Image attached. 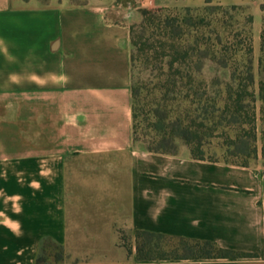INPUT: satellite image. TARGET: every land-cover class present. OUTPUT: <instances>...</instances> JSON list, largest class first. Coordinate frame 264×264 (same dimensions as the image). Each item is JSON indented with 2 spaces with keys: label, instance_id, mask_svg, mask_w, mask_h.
<instances>
[{
  "label": "crops",
  "instance_id": "0c3cea01",
  "mask_svg": "<svg viewBox=\"0 0 264 264\" xmlns=\"http://www.w3.org/2000/svg\"><path fill=\"white\" fill-rule=\"evenodd\" d=\"M142 7L0 0V264H35L44 240L63 251L48 264H264L261 163L134 145L130 26ZM120 230L255 257L136 261Z\"/></svg>",
  "mask_w": 264,
  "mask_h": 264
},
{
  "label": "trees",
  "instance_id": "16d2710c",
  "mask_svg": "<svg viewBox=\"0 0 264 264\" xmlns=\"http://www.w3.org/2000/svg\"><path fill=\"white\" fill-rule=\"evenodd\" d=\"M182 11L185 12V16L179 19L169 18V16L162 18L161 10H140V22L130 26L131 48L136 51L135 58H142L153 71L159 72L161 82L159 89L163 90L162 112L158 116L155 128L160 137L157 143L158 148H150L147 151L174 153L163 151V149L169 147L175 140H181L193 159L208 160L204 158L202 151L201 144L204 139L211 138L218 130L237 128L242 131V134L237 137L238 141L242 137L255 141L257 120H259L262 124L261 158L264 161V31L261 35L259 79L255 83L248 30L246 27L238 26L232 35L234 32H232V15L230 16L229 13L235 14L238 8L233 6L226 10L206 0L205 14L202 16H190L192 11L190 8H184ZM262 12H264V5H262ZM245 23L250 25L252 17H247ZM142 32H151V35L142 40L140 35ZM237 37L240 40L234 43L233 39ZM185 38L191 39L190 45ZM237 47H239L238 50ZM135 58L131 51V68ZM238 59H241V62ZM195 60L199 63L206 60L217 68L228 71V81L223 83V87L215 93L214 97H208L204 92L199 93V89L186 93L181 98L177 95V83L184 78L179 68ZM185 77L189 83L192 82L191 74H185ZM131 92L134 120L133 100L138 94L132 87ZM180 101L189 102V109L180 111L172 107L173 103L177 104ZM217 103H220V106ZM257 104H259L258 110H256ZM258 115H260L259 118ZM133 140L135 142L134 125ZM236 165L247 167L249 164L245 162ZM132 236L137 261L255 257L252 254L221 249L209 241L175 238L147 232H134ZM123 248L128 255L132 253V248L127 246ZM49 258L55 262L62 261L63 251L55 243L44 240L35 264H48Z\"/></svg>",
  "mask_w": 264,
  "mask_h": 264
},
{
  "label": "rangeland",
  "instance_id": "374dc122",
  "mask_svg": "<svg viewBox=\"0 0 264 264\" xmlns=\"http://www.w3.org/2000/svg\"><path fill=\"white\" fill-rule=\"evenodd\" d=\"M87 0H69L72 4H82ZM140 4V3H139ZM212 5L220 6L226 10H229L231 7L238 8V11L232 15V35L235 33L238 26L242 28L246 27L248 30L249 38L251 42L252 53L250 55L253 67V73L255 76V83L258 81V66L259 59L261 57V35L263 33V18L264 12H262V5H264V0H218L211 1ZM143 7L139 8L140 10H161V16L169 18H179L185 16L183 9H155L147 5L140 4ZM205 3L202 6L192 9L190 16H202L205 14L204 11ZM252 17V23L246 25L245 19L247 17ZM255 20V21H254ZM140 22V21H139ZM138 22V23H139ZM136 23V24H138ZM139 32V30H137ZM135 30V32H137ZM141 32V31H140ZM143 39L150 37L151 32H142L140 33ZM193 35V33H191ZM187 39V44H191V39ZM214 39V36H212ZM234 43H237L240 38H234ZM204 49V48H203ZM237 50L239 47L236 48ZM133 55L135 58L136 51L133 49ZM239 56V55H238ZM237 56V57H238ZM135 61L132 64V88L137 90V98L133 100V106L135 110V118L133 120L134 125V145L136 147L148 150L150 148L157 149V143L159 142V134L155 131L156 125L158 123V116L161 114L162 107V96L163 90H160L161 82L159 79V72H155L151 67L147 65V62L142 58H135ZM241 62V59H238ZM183 80H179L177 83L176 92L179 97H184L186 93H192L193 90L199 89V93H207L208 97H214L215 93L223 87V83L228 81V71L221 70L215 65L209 63L208 61H203L202 63L193 61L185 66L179 68ZM198 71V72H196ZM199 73V74H197ZM185 74H191L192 82L189 83ZM181 76V75H180ZM220 106V103H217ZM173 108H178L180 111L189 109V102L180 101L177 104L173 103ZM251 107V105H250ZM257 109L259 104L256 105ZM260 115H258L259 118ZM261 131L262 124L257 120V129H256V140L251 141L242 137L239 141L237 140L239 134H242V131L237 130V128L218 130L214 132L213 136L202 141V151L204 158L210 161H224L234 164H254L261 163L264 167V161L261 158L262 151V140H261ZM181 147H186L181 140H175L169 147L163 149V151L176 152ZM187 148V147H186ZM118 236V245L121 247H130L134 250L135 254V245L132 233L120 230L117 233ZM128 258L130 256L126 255ZM131 259V257H130ZM50 261L53 259L49 258ZM68 260V259H67ZM74 261V259H69ZM86 259H79L83 261ZM134 260L137 261L136 256L134 255ZM154 261H173V260H154Z\"/></svg>",
  "mask_w": 264,
  "mask_h": 264
},
{
  "label": "built area",
  "instance_id": "2783aa9c",
  "mask_svg": "<svg viewBox=\"0 0 264 264\" xmlns=\"http://www.w3.org/2000/svg\"><path fill=\"white\" fill-rule=\"evenodd\" d=\"M138 3L143 4V5H150L152 8L159 9L160 5L159 4H153L152 0H137Z\"/></svg>",
  "mask_w": 264,
  "mask_h": 264
}]
</instances>
